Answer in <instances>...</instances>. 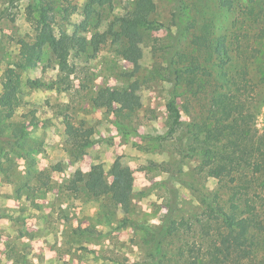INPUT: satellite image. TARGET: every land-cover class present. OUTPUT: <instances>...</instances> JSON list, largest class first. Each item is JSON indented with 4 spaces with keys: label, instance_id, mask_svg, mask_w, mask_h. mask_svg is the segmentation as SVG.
<instances>
[{
    "label": "rangeland",
    "instance_id": "rangeland-1",
    "mask_svg": "<svg viewBox=\"0 0 264 264\" xmlns=\"http://www.w3.org/2000/svg\"><path fill=\"white\" fill-rule=\"evenodd\" d=\"M11 1L0 0V45L7 59L0 61V95L3 83L10 82L21 105L3 125L10 136L32 116L39 123L28 127L24 149L5 146L0 154V264H143L152 244L150 228L155 231L170 212L190 228L171 238L169 247L161 246L151 262L166 254L169 264L180 244L198 238L203 199L220 189L202 170L200 157L190 153L193 137L187 128L204 121L210 95L222 90L218 60L208 67L212 85L196 87L194 93L163 78V53L176 35L174 0H154L152 24L142 29L143 42L132 59L124 56L119 18L134 10L138 0H40L50 9L56 35H77L80 51L57 58L46 46L39 64L24 70L11 63L20 62L22 41H38L41 23L28 12L29 0ZM186 2L192 6L181 23L195 22L197 29L209 23L215 36L227 37L231 60L226 71L233 73L243 64L233 33L248 35L241 39L248 53L264 42V0ZM66 6L74 9L67 20ZM192 32L185 34L181 49ZM98 35L103 40L95 39ZM254 55L248 61L256 85L252 105L256 128L264 133V55ZM66 66L75 70L62 80ZM132 86L142 98L134 111L118 106L110 111L94 101L102 88L127 91ZM172 95L183 125H174L167 110ZM73 127H82L92 144L81 151L68 144ZM116 162L133 171L128 212L111 196L91 195L86 185L95 165L111 181ZM78 171L83 181L77 180Z\"/></svg>",
    "mask_w": 264,
    "mask_h": 264
},
{
    "label": "trees",
    "instance_id": "trees-1",
    "mask_svg": "<svg viewBox=\"0 0 264 264\" xmlns=\"http://www.w3.org/2000/svg\"><path fill=\"white\" fill-rule=\"evenodd\" d=\"M17 1L21 0L11 2ZM174 1L176 35L172 47L163 53L166 63L163 78L174 86L184 85L194 93L196 87L201 89L212 85L213 73L208 67L218 60L216 64L221 69L224 85L222 90L218 88L210 95V107L204 121L187 126L193 137L190 153L200 157L202 170L218 181L220 189L203 199L205 207L196 220L200 226L198 238L180 244L169 264H264V133L255 125L252 103L256 85L248 62L255 58L254 52L258 54L257 59L262 58L264 42L259 41V47L248 53L241 40L248 39V35L233 33L236 55L243 64L230 73L225 68L231 60L227 37L215 36L209 23L201 29H197L195 22L181 23L192 3ZM223 6L230 8L227 4ZM155 7L154 0H138L134 10L119 18V34L126 43L125 58H134L140 50L142 29L152 24L150 16ZM27 10L38 17L41 31L37 42H21L20 62L11 64L24 70L35 68L46 46L57 58L80 51L77 35L65 32L56 35L50 9L40 0H29ZM73 11L70 6L63 8L65 20ZM190 31H193L190 39L185 49H181L185 34ZM95 39L103 40L102 35ZM3 52L0 45V61L7 60ZM74 70V67L66 66L62 80L70 77ZM94 101L110 111L116 106L120 110L134 111L142 104L134 86L127 91L102 88ZM20 105L17 88L4 82L0 95V154L5 146L24 149L28 127L39 123L32 116L30 121L16 125L12 134L7 136L3 122L12 119ZM167 110L174 117V125L185 124L181 120L176 95L170 98ZM73 132L68 141L72 147L81 151L92 144L82 127H73ZM104 175L100 165L92 167L86 182L89 193L95 197L111 196L116 205L128 212L135 188L133 171L116 162L111 169V181L105 180ZM77 178L83 181L81 171L77 172ZM185 228H190L187 221L177 220L170 212L166 214L155 231L150 228L152 244L147 252L148 260L143 264L154 262L159 248L169 247L167 243L172 242L171 238ZM166 257L165 254L155 264H165Z\"/></svg>",
    "mask_w": 264,
    "mask_h": 264
}]
</instances>
